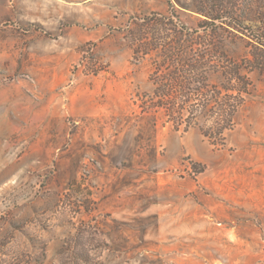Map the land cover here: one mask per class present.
Here are the masks:
<instances>
[{"label":"rangeland","instance_id":"1","mask_svg":"<svg viewBox=\"0 0 264 264\" xmlns=\"http://www.w3.org/2000/svg\"><path fill=\"white\" fill-rule=\"evenodd\" d=\"M199 11L220 19L192 37L215 52L210 69L241 63L252 84L222 147L137 98L153 67L130 32L152 14L198 29ZM12 263L264 264V0H0V264Z\"/></svg>","mask_w":264,"mask_h":264},{"label":"trees","instance_id":"2","mask_svg":"<svg viewBox=\"0 0 264 264\" xmlns=\"http://www.w3.org/2000/svg\"><path fill=\"white\" fill-rule=\"evenodd\" d=\"M199 12L204 19L198 29L187 28L178 15H173L174 21L152 14L130 32L134 36L132 56L138 63L147 60L153 67L149 75L152 91L137 98L142 112L160 113L175 130L186 132L197 126L211 145L222 147L252 84L241 63L210 69L215 52L208 43H200L201 36L192 37L201 31L213 36L215 20L220 19ZM256 62L253 60L249 71L259 68ZM215 70L224 79L221 89L211 84Z\"/></svg>","mask_w":264,"mask_h":264}]
</instances>
